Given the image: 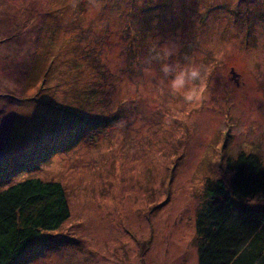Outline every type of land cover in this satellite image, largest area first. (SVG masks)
<instances>
[{
	"label": "rangeland",
	"instance_id": "1",
	"mask_svg": "<svg viewBox=\"0 0 264 264\" xmlns=\"http://www.w3.org/2000/svg\"><path fill=\"white\" fill-rule=\"evenodd\" d=\"M191 60L204 97L161 94V63ZM242 154L264 165V0H0V191L57 181L71 210L63 248L14 264H199V215L238 204Z\"/></svg>",
	"mask_w": 264,
	"mask_h": 264
},
{
	"label": "trees",
	"instance_id": "2",
	"mask_svg": "<svg viewBox=\"0 0 264 264\" xmlns=\"http://www.w3.org/2000/svg\"><path fill=\"white\" fill-rule=\"evenodd\" d=\"M185 13L179 6L176 23L165 27V32L175 33V37L168 39L175 45L180 40L177 30L184 33L179 20L185 18ZM214 14L219 18L224 13L212 11L207 16L201 11L196 21L203 28L208 27L215 22L213 19L208 21ZM190 20L195 23L194 17ZM121 28L116 27L114 22L115 31H121ZM196 52H202L201 55L205 52L201 43ZM21 157L27 159L25 154ZM44 157L42 154L40 159ZM28 167V162L27 165L20 163L16 172ZM232 167L236 174L231 194L239 199L238 204L217 199L200 213L196 240L199 264H264V165L254 155L242 154ZM35 168V165L30 167ZM13 173L12 169L7 173L3 170L0 181H3L1 176L4 174L8 182ZM7 182L0 184L3 186ZM253 201L257 203L253 205ZM70 212L66 191L57 181L31 178L1 190L0 264L19 262L36 243H40L45 250L63 248L65 244L58 240L57 234L70 218ZM28 263L29 260H26L23 264Z\"/></svg>",
	"mask_w": 264,
	"mask_h": 264
},
{
	"label": "clouds",
	"instance_id": "3",
	"mask_svg": "<svg viewBox=\"0 0 264 264\" xmlns=\"http://www.w3.org/2000/svg\"><path fill=\"white\" fill-rule=\"evenodd\" d=\"M161 55L163 57H170L172 55V48L165 46L162 52L157 53L156 58L159 59ZM159 71L162 74L158 81V90L161 94L169 92L173 96H182L185 102H192L202 99L207 91V73L210 69L201 63H197L195 60L186 63L164 62L161 63ZM237 161L238 159L233 164H227V169L231 173H235L232 166ZM234 177L235 175L231 174L232 181Z\"/></svg>",
	"mask_w": 264,
	"mask_h": 264
}]
</instances>
